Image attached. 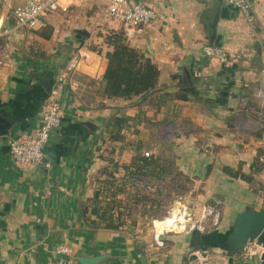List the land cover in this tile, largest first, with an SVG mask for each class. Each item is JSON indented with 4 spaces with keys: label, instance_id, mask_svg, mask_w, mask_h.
I'll return each instance as SVG.
<instances>
[{
    "label": "crops",
    "instance_id": "crops-1",
    "mask_svg": "<svg viewBox=\"0 0 264 264\" xmlns=\"http://www.w3.org/2000/svg\"><path fill=\"white\" fill-rule=\"evenodd\" d=\"M23 1L0 0V30L10 31L0 68V264H56L59 245L77 261L102 256L96 264H264V256L241 260L231 248L240 215L264 211L256 114L264 0L251 25L222 0H139L157 19L138 29L105 18L109 0H62L67 10L50 14L40 30L16 26L13 10ZM118 33L160 70L154 92L104 93L114 51L109 37ZM207 44L225 49L229 62L205 56ZM53 103L65 117L44 164L17 163L10 142L32 139ZM143 156L151 162L144 175L155 185L182 178L177 199L173 182L162 206V187L143 195L129 181ZM142 196L149 202L141 204ZM158 206L195 221L211 207L219 225L209 233H171L158 248Z\"/></svg>",
    "mask_w": 264,
    "mask_h": 264
},
{
    "label": "built area",
    "instance_id": "built-area-1",
    "mask_svg": "<svg viewBox=\"0 0 264 264\" xmlns=\"http://www.w3.org/2000/svg\"><path fill=\"white\" fill-rule=\"evenodd\" d=\"M84 2L85 0H76ZM228 5L236 8L243 15L248 24L255 22L254 7L260 0H222ZM66 11L67 8L62 5V0H24L23 3L16 6L13 10V17L17 27L30 30H40L46 26V19L50 14L57 11ZM105 18L121 22L127 28L138 29L146 26L157 19V13L151 6L135 0H109L104 8ZM8 29L0 30V68L5 64L8 58L6 37L9 35ZM205 56L217 59L223 64L229 62V55L225 49L220 46L207 44L203 48ZM262 88L259 91L260 109L257 111L259 126L262 130V146L264 147V70L262 71ZM64 111L53 103L50 104L43 114L40 127L32 139L19 140L14 139L9 144L11 157L21 165H41L44 164L46 154L45 149L51 139L52 131L58 128L64 120ZM150 153H145L149 157ZM129 181L133 183L143 195L155 192L160 186L155 185L144 174L130 176ZM264 198V184L262 188ZM211 212L205 215V210L199 221L191 218V215L180 211H172V216L164 220L153 221L155 230L154 243L158 248H165V237L171 233L198 231L200 233H209L219 225V211L208 207ZM177 215H175V213ZM176 216V217H175ZM169 219H173L174 230L168 228ZM182 220V221H181ZM164 224L160 230L159 225ZM55 254L59 257L56 264H78V261L72 256V251L68 246L59 245L55 248ZM264 256V242L259 238L249 240L246 246L234 254L241 260H250L253 258H262ZM200 264H208L201 260Z\"/></svg>",
    "mask_w": 264,
    "mask_h": 264
},
{
    "label": "trees",
    "instance_id": "trees-1",
    "mask_svg": "<svg viewBox=\"0 0 264 264\" xmlns=\"http://www.w3.org/2000/svg\"><path fill=\"white\" fill-rule=\"evenodd\" d=\"M114 45V51L108 55V67L104 74V93L108 97L131 98L144 96L156 90L160 70L125 43L122 33L113 34L109 37ZM140 162V163H139ZM138 174L148 173L151 162L145 156L139 159ZM100 193H96L95 199H99ZM141 199L148 201L147 196ZM97 213V210L94 211ZM104 216V214H103Z\"/></svg>",
    "mask_w": 264,
    "mask_h": 264
},
{
    "label": "water",
    "instance_id": "water-1",
    "mask_svg": "<svg viewBox=\"0 0 264 264\" xmlns=\"http://www.w3.org/2000/svg\"><path fill=\"white\" fill-rule=\"evenodd\" d=\"M263 232L264 211L245 212L236 221L235 230L231 237V248L235 253L240 252L249 240L259 238ZM102 259V256L92 258L80 257L78 262L79 264H96Z\"/></svg>",
    "mask_w": 264,
    "mask_h": 264
},
{
    "label": "rangeland",
    "instance_id": "rangeland-1",
    "mask_svg": "<svg viewBox=\"0 0 264 264\" xmlns=\"http://www.w3.org/2000/svg\"><path fill=\"white\" fill-rule=\"evenodd\" d=\"M144 3V2H143ZM146 4V3H145ZM171 179L165 181V180H162L160 178L157 179L156 184L160 187H162V190L164 191L165 189V186L167 187V183H171L173 182L174 183V190H173V198L177 199V195L178 193H180L182 191V188H183V180L182 178L178 177L177 175H170L169 176ZM158 201L161 203L162 206H165V203H167V201L169 202L171 199V197L168 195H166L165 191L163 193V196L162 195H158ZM140 202L141 204H144L146 202H149V201H145L143 199L140 198ZM165 208H161V207H157L155 208L156 211H154L152 214H154V216H156L157 218H159V220H164L165 218H168V217H171L172 215V211H167L164 210ZM182 221V220H181ZM173 222L174 220H169L168 222V226H170L172 224V226L168 227L170 228V230H174L175 228H179L178 226H175V224L173 225ZM170 223V224H169ZM159 226H164V224H160ZM163 229V228H162Z\"/></svg>",
    "mask_w": 264,
    "mask_h": 264
},
{
    "label": "bare ground",
    "instance_id": "bare-ground-1",
    "mask_svg": "<svg viewBox=\"0 0 264 264\" xmlns=\"http://www.w3.org/2000/svg\"><path fill=\"white\" fill-rule=\"evenodd\" d=\"M210 212H211V210L207 207L206 210H205V215H208ZM177 213H178V212H176L175 215H177ZM175 217H176V216H175ZM169 220H173V219H169ZM169 224H170V223H169ZM174 224H175V223L173 222V225H174ZM170 226H172V224H171ZM170 226H168V227H170ZM161 228H162V227H161Z\"/></svg>",
    "mask_w": 264,
    "mask_h": 264
}]
</instances>
